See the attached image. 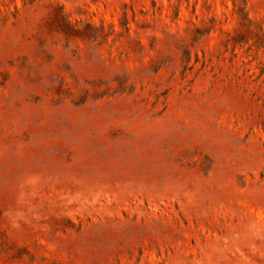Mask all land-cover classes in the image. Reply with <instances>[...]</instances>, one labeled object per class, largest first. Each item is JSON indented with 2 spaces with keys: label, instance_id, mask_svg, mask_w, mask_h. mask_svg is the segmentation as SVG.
<instances>
[{
  "label": "rangeland",
  "instance_id": "obj_1",
  "mask_svg": "<svg viewBox=\"0 0 264 264\" xmlns=\"http://www.w3.org/2000/svg\"><path fill=\"white\" fill-rule=\"evenodd\" d=\"M0 264H264V0H0Z\"/></svg>",
  "mask_w": 264,
  "mask_h": 264
}]
</instances>
